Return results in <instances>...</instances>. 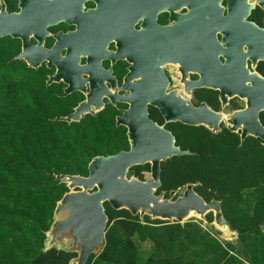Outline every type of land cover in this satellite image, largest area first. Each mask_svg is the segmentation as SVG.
<instances>
[{
    "label": "trees",
    "instance_id": "1",
    "mask_svg": "<svg viewBox=\"0 0 264 264\" xmlns=\"http://www.w3.org/2000/svg\"><path fill=\"white\" fill-rule=\"evenodd\" d=\"M14 47L0 38V264H69L76 251L47 248L55 207L69 191L56 176L85 177L94 157L129 149L127 128L117 125L120 111L112 106L79 120H59L81 97L57 95L60 88L46 86L35 68L11 58ZM259 120L264 125V110ZM166 128L174 145L190 153L160 162L155 194L167 197L186 184H194L205 201L217 194L236 241L207 227L212 211L204 215V225L197 218L140 217L104 201V243L85 264H264L263 141L253 135L240 139V132L226 125L215 132L181 122ZM145 172L149 163L130 167L128 176L145 180Z\"/></svg>",
    "mask_w": 264,
    "mask_h": 264
},
{
    "label": "flooded vegetation",
    "instance_id": "2",
    "mask_svg": "<svg viewBox=\"0 0 264 264\" xmlns=\"http://www.w3.org/2000/svg\"><path fill=\"white\" fill-rule=\"evenodd\" d=\"M24 2L26 8L33 2L37 4L42 30H29L27 41L42 51L35 54L24 50L22 39L18 37L0 38L11 40L15 45L12 59H20L35 68L46 86L60 88L61 93L57 95H63L68 83L60 76L58 80L52 79L61 68L49 63L47 54L52 50L51 57L55 55L58 61L73 59L79 67L80 85L74 84L69 94L81 97L77 105L88 99L92 86L100 84L104 90L100 94L101 109L112 106L121 115L129 102L113 100V95L130 94L131 87L160 88L157 83L147 85L146 82L163 80L161 98L172 95L185 105L194 108L205 105L219 115L243 110L247 100L236 93L235 85L242 82L251 87L252 81L241 80L238 67L224 72L222 78L204 76L201 67L195 64L203 50L214 56L221 66L235 67L239 63L245 70L242 75L264 79V57L256 51L257 45L264 46V0H245L248 6H238L232 13H229L227 0H218L216 6L206 4V0ZM21 9L20 0L5 2L8 13H18ZM228 15L229 19H224ZM196 40L202 44L190 47ZM24 52L25 56L20 57ZM27 58L40 60L34 67ZM209 66L213 67L211 61ZM199 81L204 83L197 84ZM228 90L233 93L229 94ZM146 109L148 117L168 131L169 123L180 122L167 120L158 106L149 101H146ZM220 125H224L222 118Z\"/></svg>",
    "mask_w": 264,
    "mask_h": 264
},
{
    "label": "water",
    "instance_id": "3",
    "mask_svg": "<svg viewBox=\"0 0 264 264\" xmlns=\"http://www.w3.org/2000/svg\"><path fill=\"white\" fill-rule=\"evenodd\" d=\"M218 0H206V4L216 6ZM261 1V0H259ZM229 13H232L236 7L246 8L248 5L245 0H227ZM24 0H20L22 9L18 13H8L5 10V3L0 1V37L11 35L22 39L24 50L39 54L42 49L38 46H31L27 41V32L34 29L36 32L42 30L43 23L38 18L37 4L31 3L28 8L24 7ZM224 19H229V15ZM222 20V19H220ZM196 44H202L200 40L190 43V47ZM256 51L261 57H264V46L257 45ZM196 60L195 64L201 67L204 76L222 78L224 72L239 68V78H247L252 81L251 87H246L242 82L235 85L236 93L246 97V107L231 115L230 126L232 131L240 132V139L247 135L259 137L264 144V125L259 120V112L264 110V79L256 76H245L239 63L233 65L221 66L214 56H209L206 50ZM50 57L49 63H55L61 70L52 78L58 80L59 76L64 78L68 86L64 89L63 95H67L75 88L74 84L80 85L78 79L79 67L72 59L57 60L51 57L52 50L47 54ZM25 56V52L19 55ZM31 66H36L39 58L26 59ZM212 66H209V62ZM186 68H184L185 70ZM157 83L160 88H151L150 90L131 87L130 94L122 96L113 95L112 99L128 101L129 106L121 115L116 117L117 125H124L127 128V137L129 149L120 150L115 154L94 157L88 165V174L85 177L78 175H58L56 178L62 179L68 183L69 188L81 187V190L66 192L57 203L54 211V218L48 236L52 235L59 238L68 234L75 243V249L79 250L75 258L76 264H85L89 254L98 249L104 242V234L107 222L103 202L107 201L113 209L125 208L132 215L138 214L142 217L144 214L152 218L175 219L183 222L191 217L183 218L185 214L195 212L198 216L202 215L200 220L204 221V215L212 211L213 222L216 225L226 227L229 231H236L222 217L220 202L214 195L210 201H205L202 196L197 194L194 184H186L183 193L172 199L173 194L178 190L174 189L164 197L163 192L155 194L160 186V162L165 161L172 156L189 154L187 149H180L174 145V137L170 131L159 126L148 117L146 101L158 106L161 113L167 120L177 121L188 125H205L212 131L219 130V114L213 112L205 105L194 108L185 105L180 99L170 96L160 97L163 93V80L157 82H146V84ZM199 81L197 84H202ZM104 90L100 84L92 86L88 94V99L79 103L72 113L67 116L59 117V120L71 121L79 120L85 113H92L94 108L100 107V94ZM229 94L233 92L228 90ZM223 97V91L221 93ZM150 164V179L139 180L138 178L126 179L127 170L134 165ZM93 191L88 192L87 189ZM186 214V215H187ZM192 214V213H191ZM54 239V240H55ZM50 241V240H49Z\"/></svg>",
    "mask_w": 264,
    "mask_h": 264
},
{
    "label": "rangeland",
    "instance_id": "4",
    "mask_svg": "<svg viewBox=\"0 0 264 264\" xmlns=\"http://www.w3.org/2000/svg\"><path fill=\"white\" fill-rule=\"evenodd\" d=\"M94 110H93V112L95 113L96 111H98L97 110V108H93ZM238 112V111H237ZM233 114V113H232ZM232 114H230V115H227V113H225L224 115H219L220 116V119L222 118V123L224 124V125H226V126H230V123H231V115ZM128 174H130V173H128V170H127V172H126V174H125V178L126 179H132V178H135V177H129L128 176ZM144 179H145V181H147V180H149L150 179V173H148V172H145L144 173ZM76 189H79V190H81V187H75V188H70L69 189V192L70 191H75ZM95 188H93L92 190H90V189H87V191L88 192H91V191H93ZM185 190V187H182V188H180V189H178L174 194H173V196H172V199H174V198H176L177 196H179V195H181L182 193H183V191ZM55 211V210H54ZM192 213V214H191ZM191 213H188V215L190 216L191 215V217L190 218H197V219H201L200 217L202 216V215H196V213L195 212H191ZM188 215H185L183 218H186V217H189ZM151 217H152V215H151ZM157 218V217H156ZM56 219L54 218V221H55ZM165 220H169V221H176L175 219H165ZM183 222H184V220H182ZM203 224L204 225H206V222L205 221H203ZM208 228H212L213 229V231H215V230H217V231H219V237H220V235H221V231L222 230H224V231H226V227H222L221 225H216V223L215 222H213V224H209L208 226H207ZM228 233V232H227ZM221 238V237H220ZM55 237L52 235V240H51V237L49 236V240H48V242H47V248H50V247H56V248H60V249H64V250H70V249H75V243H73V240L74 239H72L68 234H66V235H62V236H60L59 238H56L55 240ZM236 241V240H235ZM234 241V242H235ZM104 243V242H103ZM146 245V244H145ZM100 247L101 246H99L98 247V249H95L94 251H92V252H95V253H97V252H99V250H100ZM144 249H146L147 248V246H144L143 247ZM74 251H76L77 253H79V250L77 251V250H74ZM71 264H75V260H73L72 262H71Z\"/></svg>",
    "mask_w": 264,
    "mask_h": 264
},
{
    "label": "crops",
    "instance_id": "5",
    "mask_svg": "<svg viewBox=\"0 0 264 264\" xmlns=\"http://www.w3.org/2000/svg\"><path fill=\"white\" fill-rule=\"evenodd\" d=\"M187 214V213H186ZM185 214V215H186ZM188 215V214H187ZM228 232V233H227ZM261 233H264V226L261 227ZM105 235V234H104ZM237 233H234L232 231H229L227 228H226V231L222 230L221 231V235L220 237L223 239V240H226V241H231V242H234L237 238ZM262 256V255H261ZM262 258L264 259V256H262ZM75 260V259H72L69 264H71V262ZM75 264H76V261H75Z\"/></svg>",
    "mask_w": 264,
    "mask_h": 264
},
{
    "label": "clouds",
    "instance_id": "6",
    "mask_svg": "<svg viewBox=\"0 0 264 264\" xmlns=\"http://www.w3.org/2000/svg\"><path fill=\"white\" fill-rule=\"evenodd\" d=\"M101 108L97 109V110H100ZM97 112V111H96ZM94 114V112H93ZM150 173V172H149ZM66 182V181H65ZM67 183V182H66ZM67 186H68V183H67ZM69 187V186H68ZM184 187V186H183ZM70 189V188H69ZM76 190H79V189H76ZM69 192V191H68ZM189 219V218H188ZM187 220V219H186Z\"/></svg>",
    "mask_w": 264,
    "mask_h": 264
}]
</instances>
